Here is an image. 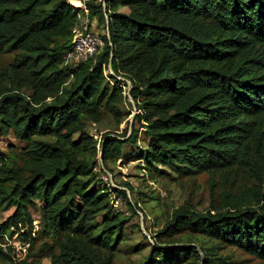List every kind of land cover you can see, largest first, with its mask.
Wrapping results in <instances>:
<instances>
[{
  "label": "trees",
  "instance_id": "16d2710c",
  "mask_svg": "<svg viewBox=\"0 0 264 264\" xmlns=\"http://www.w3.org/2000/svg\"><path fill=\"white\" fill-rule=\"evenodd\" d=\"M85 1L109 35L95 56L74 64L66 63L80 11L73 1L0 0V52L16 51L9 70L20 85L0 93V126L27 144L30 166L23 177L15 161L0 162V207L16 208L0 233L31 228L29 206H39L64 264H103L99 247L123 239L126 216L112 195L142 210L130 182L99 178L101 152L100 170L123 157L152 174L264 163V0ZM125 98L137 111L132 123L105 132L98 151L86 120L104 109L121 122ZM249 204L241 197L214 212L182 207L159 233L204 232L264 260V205ZM192 251L201 258L192 245L155 244L140 264H170ZM207 255L205 264H214Z\"/></svg>",
  "mask_w": 264,
  "mask_h": 264
},
{
  "label": "rangeland",
  "instance_id": "374dc122",
  "mask_svg": "<svg viewBox=\"0 0 264 264\" xmlns=\"http://www.w3.org/2000/svg\"><path fill=\"white\" fill-rule=\"evenodd\" d=\"M76 2V0H69ZM72 2V3H73ZM75 5V3H73ZM86 1L83 0V6ZM77 6V5H76ZM80 12H84L79 6ZM89 10V9H88ZM89 17V16H88ZM90 30L103 37L106 34V24L98 15L89 17ZM16 51L0 52V93L17 92L20 85L12 83L10 66L14 62ZM108 71H106L107 73ZM22 87L29 95L33 93L30 87ZM53 98L48 97L46 101ZM130 98H125L120 104L123 118L118 122L109 112L102 109L97 119L86 120L89 133L97 140L96 149L101 147L100 141L105 132L123 133L137 112ZM132 112V113H131ZM131 113V114H130ZM27 144L20 141L11 130L4 132L0 126V162L8 160L17 164L19 176L30 174L25 151ZM98 163L101 166L100 155ZM139 159L117 161L108 160L105 170L96 167L103 183L124 188L126 182L134 187L131 199L136 206V213L129 210L123 196L112 195L114 209L125 214L122 240L113 248L99 247L98 251L103 264H140L150 255L152 245L187 244L199 250L201 258L192 251L185 257L174 259L170 264H205L208 253L214 264H264V260L243 248L222 239H217L206 233L187 229L172 236L159 233L182 207L199 213L214 212V208L226 209L229 202H236L241 197H248L249 205L258 207L264 205L258 199L264 196V163L255 169L242 167L231 172L204 171L192 176L178 175L170 170L164 174L146 171ZM3 175L0 173V178ZM102 183V184H103ZM232 200V201H230ZM40 205V203L38 202ZM14 206L0 207V222H4L15 211ZM32 216V227L15 226L11 235L0 233V264H64L59 257V239L45 230L44 218L38 207L29 206ZM98 218V222H101ZM158 262V260H157Z\"/></svg>",
  "mask_w": 264,
  "mask_h": 264
},
{
  "label": "built area",
  "instance_id": "2783aa9c",
  "mask_svg": "<svg viewBox=\"0 0 264 264\" xmlns=\"http://www.w3.org/2000/svg\"><path fill=\"white\" fill-rule=\"evenodd\" d=\"M82 7L84 12H78L77 23L73 29V48L66 55V63L77 64L88 60L104 46L103 38L90 30L89 10L83 4ZM106 29V35H109L107 26Z\"/></svg>",
  "mask_w": 264,
  "mask_h": 264
},
{
  "label": "bare ground",
  "instance_id": "6f19581e",
  "mask_svg": "<svg viewBox=\"0 0 264 264\" xmlns=\"http://www.w3.org/2000/svg\"><path fill=\"white\" fill-rule=\"evenodd\" d=\"M75 3V5H77V6H82V4L83 3H81V2H74Z\"/></svg>",
  "mask_w": 264,
  "mask_h": 264
},
{
  "label": "water",
  "instance_id": "95a60500",
  "mask_svg": "<svg viewBox=\"0 0 264 264\" xmlns=\"http://www.w3.org/2000/svg\"><path fill=\"white\" fill-rule=\"evenodd\" d=\"M108 28V27H107ZM109 33V32H108ZM131 100H132V98H130ZM133 101V100H132ZM132 121H133V118L131 119V123H132ZM100 158H101V160H102V152H101V155H100Z\"/></svg>",
  "mask_w": 264,
  "mask_h": 264
},
{
  "label": "crops",
  "instance_id": "0c3cea01",
  "mask_svg": "<svg viewBox=\"0 0 264 264\" xmlns=\"http://www.w3.org/2000/svg\"><path fill=\"white\" fill-rule=\"evenodd\" d=\"M81 1H83V0H81ZM73 4V3H72ZM74 5V4H73ZM76 6V5H75ZM79 7V6H78Z\"/></svg>",
  "mask_w": 264,
  "mask_h": 264
}]
</instances>
